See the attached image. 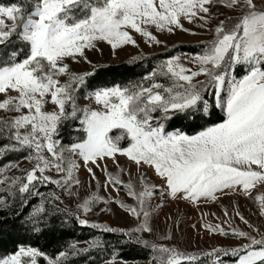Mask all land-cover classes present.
I'll return each mask as SVG.
<instances>
[{"label":"snow or ice","instance_id":"1","mask_svg":"<svg viewBox=\"0 0 264 264\" xmlns=\"http://www.w3.org/2000/svg\"><path fill=\"white\" fill-rule=\"evenodd\" d=\"M125 248L264 264V0H0V264Z\"/></svg>","mask_w":264,"mask_h":264},{"label":"trees","instance_id":"2","mask_svg":"<svg viewBox=\"0 0 264 264\" xmlns=\"http://www.w3.org/2000/svg\"><path fill=\"white\" fill-rule=\"evenodd\" d=\"M3 2H8V0H3ZM185 43L181 44V49L184 51H191L193 50V46L189 43H187L188 41H184ZM114 65L116 67H127L126 65L121 66L119 64H115ZM136 71L138 72L139 70L136 69ZM89 237V230L88 229H83V230H77L74 233H71L68 236H65L63 239L64 240H68V239H76V240H80V241H84L87 240ZM106 238H110V237H106ZM63 242V241H61ZM43 243V241L41 242ZM81 247H83L84 245L81 244ZM2 250V249H0ZM94 255V253H93ZM122 255L124 256L125 259H127L128 261H142L144 259V255L142 253L139 252L138 249H134V248H125L124 252L122 253ZM87 260V256H81L78 258V264H84V261Z\"/></svg>","mask_w":264,"mask_h":264},{"label":"rangeland","instance_id":"3","mask_svg":"<svg viewBox=\"0 0 264 264\" xmlns=\"http://www.w3.org/2000/svg\"><path fill=\"white\" fill-rule=\"evenodd\" d=\"M173 41H195L196 39H199V37H192L187 35H180L178 37H173ZM125 55L124 53L120 54V60H124ZM115 63V62H114ZM243 205V202H241ZM165 211H168V209H165ZM247 215V213H245ZM196 213L194 211H189L188 216H191L192 219H186L185 222L181 225V227L184 229V232L187 234L188 239H195V242L199 244L201 247H207L208 245L215 243L214 240H209L207 237L203 241H199L198 238H195V231L189 227L195 220H196ZM107 219V217H105ZM199 227V225H197ZM137 261H130L129 264H135ZM140 264H142V261H139Z\"/></svg>","mask_w":264,"mask_h":264}]
</instances>
